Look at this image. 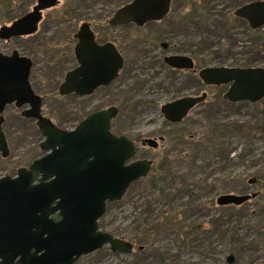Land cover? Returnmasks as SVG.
Masks as SVG:
<instances>
[{"label": "rangeland", "instance_id": "1", "mask_svg": "<svg viewBox=\"0 0 264 264\" xmlns=\"http://www.w3.org/2000/svg\"><path fill=\"white\" fill-rule=\"evenodd\" d=\"M131 1L62 0L44 13L36 34L0 39V55L18 52L32 61L30 83L44 99L46 118L51 119L47 108L53 109L58 121H51L72 131L80 110L88 115L120 107L113 131L137 141V159H153L152 177L168 175L160 182H173V190H164L163 196L153 194L151 183L142 179L133 183L99 221L102 232L126 242L124 237L141 220L154 225L165 221L166 228L155 231L147 243L129 242L134 245L131 252H112L105 246L75 264H264V99L232 103L225 98L229 85L200 86L197 74L169 70L163 62L168 54L188 55L198 69L264 68V26L257 35L234 15L264 0H173L169 16L161 22L143 28L103 27ZM34 5L35 0H0V28L11 25ZM84 22L118 46L125 66L111 85L92 96L62 99L55 93L77 65L74 35ZM203 92L207 100L181 125L165 123L162 106ZM24 110L11 105L2 115L9 153L6 158L0 153V179L15 178L19 169L45 155L39 148L44 138L35 121L21 116ZM221 125L223 133L213 134L215 148L208 143L198 151V141ZM162 136L165 141L157 150L141 146L142 139ZM226 195L247 196L248 200L219 206L217 199ZM230 257L233 262L228 263Z\"/></svg>", "mask_w": 264, "mask_h": 264}, {"label": "water", "instance_id": "2", "mask_svg": "<svg viewBox=\"0 0 264 264\" xmlns=\"http://www.w3.org/2000/svg\"><path fill=\"white\" fill-rule=\"evenodd\" d=\"M38 1L32 12L1 27L0 39L11 41L36 34L41 11L56 6L59 0ZM171 2L133 0L116 11L111 25L143 27L160 22L168 16ZM235 15L246 19L251 29H260L264 26V1L248 4ZM75 36L79 40L74 50L78 67L66 74L58 92L83 98L109 86L124 61L113 44L95 43L89 29L83 27ZM162 47L166 49L167 44ZM175 59L182 64L189 60ZM32 66V61L18 52L0 55V153H9L2 115L11 105L25 108L22 116L37 123L44 138L39 147L45 152L29 168L20 169L17 177L0 180V264H75L105 246L112 252H131L133 244L102 232L99 221L108 203L121 201L133 183L148 177L151 163L134 160L133 142L112 134L116 108L90 114L72 131L55 126L43 115V99L32 89ZM200 78L208 86L230 85L225 98L232 103L264 99V68H205ZM206 96L175 101L162 106L161 111L165 117L170 113L172 122H179ZM34 174L40 175L39 182H34ZM246 200L247 196L226 195L219 197L217 204ZM55 215L58 221L53 219ZM231 262L232 257L228 259Z\"/></svg>", "mask_w": 264, "mask_h": 264}, {"label": "flooded vegetation", "instance_id": "3", "mask_svg": "<svg viewBox=\"0 0 264 264\" xmlns=\"http://www.w3.org/2000/svg\"><path fill=\"white\" fill-rule=\"evenodd\" d=\"M133 1V0H132ZM131 1V2H132ZM62 2V0H59L58 1V3L56 4V6H54V7H51V8H48V9H45V10H43V11H41L42 12V16H41V19H40V22H39V26H40V24H41V22H42V20H43V18H44V13L46 12V11H49V10H52V9H55V8H57L59 5H60V3ZM130 2V3H131ZM257 2V1H256ZM172 3H173V0H172V2H171V7H170V12H171V10H172ZM39 4H40V2L38 1V0H35V5L33 6V8H32V10L30 11V12H32L33 10H34V8L35 7H37V6H39ZM129 4V3H128ZM127 5V4H126ZM123 7V6H122ZM121 7V8H122ZM29 13V12H28ZM236 13V12H235ZM27 14V13H26ZM235 15V14H234ZM236 16V15H235ZM240 19H242L244 22H246L247 24H248V22H247V20L246 19H244V18H241V17H239ZM112 19H113V17L112 18H110V19H108V20H106L104 23H103V27H109V28H118L119 26H112L111 24V21H112ZM151 23V22H150ZM150 23H147V24H150ZM147 24H145L143 27H145ZM130 25H133V26H136L135 24H133V23H130V24H128V25H125L124 27H128V26H130ZM249 25V24H248ZM85 28V29H89L92 33H93V37H94V41H95V43H97L98 45H106V44H108V43H111V44H113L115 47H116V49L118 50V52L120 53V55L123 57V61H124V64H123V68H124V66H125V59H124V56H123V54H122V52L120 51V49L118 48V46L114 43V42H112L111 40H107V39H102L101 37H100V35L96 32V30H94L93 29V27H92V24L90 23V22H84V23H82L80 26H79V28H78V31L76 32V34L81 30V28ZM137 28H143V27H138V26H136ZM250 27V26H249ZM252 30V29H251ZM75 34V35H76ZM74 35V40L76 41V45H77V43H78V38H76V36ZM167 48H168V44H167ZM166 48V49H167ZM74 50H75V48H74ZM74 57H75V53H74ZM176 57H184V58H187V59H189L188 60V63H186V64H182L181 63V61L180 60H177V59H175ZM75 61H76V67L75 68H73V70H75L77 67H78V63H77V60H76V57H75ZM163 62H164V66L166 67V68H168L169 70H172V71H175V72H188V73H195V74H197V76H198V79H199V84H200V86H207V87H211V86H208V85H206L202 80H201V78H200V72L201 71H203L205 68H201V69H198L197 68V66H196V63H195V59L192 57V56H188V55H182V56H175V55H171V54H168L166 57H164V59H163ZM172 62H174V64L172 63ZM123 68L121 69V71L119 72V75H118V77L120 76V73L122 72V70H123ZM72 70V71H73ZM117 77V78H118ZM116 78V79H117ZM115 79V80H116ZM114 80V81H115ZM113 81V82H114ZM112 82V83H113ZM111 83V84H112ZM110 84V85H111ZM32 86V85H31ZM106 87H108V86H106ZM106 87H100V88H98V89H101V88H106ZM217 87V86H216ZM32 89H33V87H32ZM97 89V90H98ZM34 90V89H33ZM96 90V91H97ZM35 92V91H34ZM95 93V92H94ZM93 93V94H94ZM57 96H59L60 98L61 97H66V96H60L59 95V92H57ZM92 94V95H93ZM204 94H206L207 96H206V98H205V100L204 101H202V102H200V103H198L197 105H195L191 110H190V112L188 113V115H187V117H185L184 119H182L181 121H179V122H172V117L170 116V113H168L167 115H168V117H165L164 116V114H163V112L160 110V112H161V116H162V118H163V120L165 121V123H167L169 126H179V125H181L182 123H183V121L185 120V119H187L188 117H189V115H190V113H192L195 109H197L198 107H200L201 105H202V103L203 102H205L206 100H207V98H208V94L207 93H205V92H203L201 95H194V96H182V97H179V98H177V99H174V100H172L171 102H169V103H167V104H170V103H173V102H175V101H179V100H182V99H185V98H188V97H191V98H199V97H202ZM74 95V94H73ZM91 95V96H92ZM69 96H71V95H69ZM74 96H76V95H74ZM76 97H78V96H76ZM88 97V96H87ZM81 98V97H80ZM43 99V98H42ZM15 106V105H14ZM18 109V108H17ZM25 109V108H24ZM104 109H107V108H104ZM101 110H103V109H101ZM97 111H100V110H97ZM96 112V111H95ZM94 113V112H93ZM90 114H92V113H89L87 116H89ZM118 115V114H117ZM117 115L115 116V117H113V119H112V121H111V131H112V134L113 135H115V136H124V135H122V134H119V133H115L113 130V126H114V121L116 120V117H117ZM21 116H22V113H21ZM86 116V117H87ZM23 117V116H22ZM86 117H84L81 121H83ZM24 118V117H23ZM26 119V118H25ZM51 120V119H50ZM81 121H78V125H79V123L81 122ZM55 126H57L58 128H60V129H62V127L60 126V125H57L55 122H52ZM77 125V126H78ZM64 130V129H63ZM74 130V129H73ZM182 134H186L184 131H183V133ZM132 142H133V144H134V146H135V150H136V154H135V158H136V156L138 155V152H139V150H140V148H139V146H138V143H137V141H135L134 139H132V138H130V137H128ZM148 141V142H147ZM165 141V138L162 136V137H159L158 139H155V138H145V139H142L141 141H140V143H141V146L142 147H144V148H151V149H154V150H157V149H159V147H160V143H163ZM7 143H8V141H7ZM40 148V147H39ZM36 160V159H35ZM35 160H33V161H35ZM135 160H148L150 163H151V171H150V173H149V175H148V177L147 178H149V176H151L150 174H151V172L153 171V165H154V161H153V159H150V158H141V159H135ZM32 161V162H33ZM32 162H31V164H32ZM30 164V165H31ZM29 165V166H30ZM29 168V167H28ZM22 169V168H21ZM27 169V168H26ZM20 170V169H19ZM18 170V171H19ZM17 174H18V172H17ZM17 177V176H16ZM146 178V179H147ZM1 180V179H0ZM39 180H40V175H38V174H34V182H39ZM53 219L55 220V221H58L59 220V216L58 215H55V216H53Z\"/></svg>", "mask_w": 264, "mask_h": 264}, {"label": "trees", "instance_id": "4", "mask_svg": "<svg viewBox=\"0 0 264 264\" xmlns=\"http://www.w3.org/2000/svg\"><path fill=\"white\" fill-rule=\"evenodd\" d=\"M225 20H227V18L225 17ZM226 22V21H225ZM228 22H229V20H228ZM229 24H231V23H229ZM253 32L252 33H255V34H257L258 35V33H260V29L259 30H252ZM264 37V36H263ZM34 81H37V79L36 80H34ZM31 84H32V82H31ZM32 87H33V85H32ZM33 89H34V87H33ZM55 94H57V93H55ZM55 94L53 93L52 95L53 96H55ZM58 95V94H57ZM62 99H68V98H70V96H66V97H61ZM43 102H44V99H43ZM110 107H113V108H116L117 110H118V115L120 114V107L118 108L117 106H110ZM110 107H108V108H110ZM211 108H212V110H213V104H212V106H211ZM53 109H50V108H47V112H48V114H49V117L53 120V121H58L54 116H52V115H54L53 114V111H52ZM78 110V109H77ZM82 112V110H80L79 112H78V114H77V116H76V119L78 120V121H81L84 117H86L87 115H86V113L84 114V113H81ZM207 112V111H206ZM81 113V114H80ZM74 114H76V112L74 113ZM117 115V116H118ZM84 116V117H83ZM117 118V117H116ZM223 131H224V128H223V126L221 125L220 127H214V128H211L209 131H208V136H205L204 137V139H203V141H198V143L196 144L197 145V149H198V151H199V149H200V147L201 146H205L206 144H208L209 143V147H211V149H214L215 147L212 145V143H213V134H217L218 132L219 133H223ZM192 138H193V136H192ZM178 139H181V137L180 138H178ZM191 139V138H190ZM3 158H6L7 156H2ZM187 159V160H186ZM191 159V157H188V158H186L185 157V160L186 161H188V160H190ZM159 174H162V171L161 172H158ZM168 175H167V177L166 176H162V177H156V176H149V178H147V179H142V181L144 182H148V183H151V188H152V192H153V194H156V195H159V196H163L164 194L162 193L164 190L165 191H167V189L169 188V190L170 191H172L173 190V188H172V185H173V182H169L168 184L166 183V182H160V180L161 179H168ZM165 180V181H166ZM140 181V180H139ZM138 182V181H137ZM136 182V183H137ZM135 184V183H134ZM156 195H154V196H156ZM113 203H108L107 204V208L108 207H110L111 205H112ZM144 215L146 214V215H149V212L148 213H143ZM151 221V220H150ZM148 219H145V220H141V221H139L138 222V224L135 226V228L133 229V231H132V228H131V232H130V234H129V236H127V237H124V239H126L127 241H129V242H131V243H135V244H137V245H139V244H144V243H147V241H148V239H150V237H151V235L153 234V233H155V231H157L158 229H164V228H166L167 227V224H165V221L160 225V224H158V225H154V222H150ZM135 224V223H134ZM99 226H100V224H99ZM101 227V226H100Z\"/></svg>", "mask_w": 264, "mask_h": 264}]
</instances>
